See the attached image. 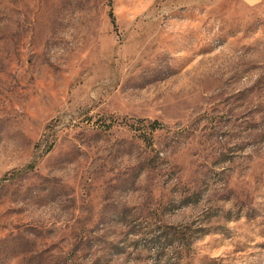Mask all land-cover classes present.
Segmentation results:
<instances>
[{
    "label": "rangeland",
    "instance_id": "rangeland-1",
    "mask_svg": "<svg viewBox=\"0 0 264 264\" xmlns=\"http://www.w3.org/2000/svg\"><path fill=\"white\" fill-rule=\"evenodd\" d=\"M0 264H264V0H0Z\"/></svg>",
    "mask_w": 264,
    "mask_h": 264
},
{
    "label": "trees",
    "instance_id": "trees-1",
    "mask_svg": "<svg viewBox=\"0 0 264 264\" xmlns=\"http://www.w3.org/2000/svg\"><path fill=\"white\" fill-rule=\"evenodd\" d=\"M114 22H115V21H114ZM114 22H113V23H114Z\"/></svg>",
    "mask_w": 264,
    "mask_h": 264
}]
</instances>
